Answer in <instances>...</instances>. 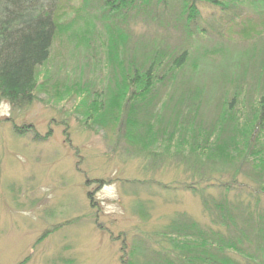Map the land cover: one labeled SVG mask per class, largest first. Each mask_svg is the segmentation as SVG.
<instances>
[{
  "label": "rangeland",
  "instance_id": "1",
  "mask_svg": "<svg viewBox=\"0 0 264 264\" xmlns=\"http://www.w3.org/2000/svg\"><path fill=\"white\" fill-rule=\"evenodd\" d=\"M154 2L153 9L139 2L122 21L116 15L113 21L106 18L102 0L55 1L60 27L49 61L38 70L36 100L22 110L0 100V264H126L138 243L149 255L174 258L176 252L162 235L173 222H194L207 234L220 230L231 237L235 223H229L230 232L213 204H227L233 213L237 205L243 213L263 212L264 180L254 182L244 157L234 173L232 168L217 171L218 164L201 158L172 156L162 147L154 149L157 154L140 153L124 140L118 125H97L89 116L92 95L105 89L112 73L107 56L115 32L126 36L122 49L127 57L155 46L187 47L186 78L211 84L210 96L220 88L212 79L225 69L232 80L225 85L228 98L240 87L241 101L260 92V69L253 64L264 48V13L240 5L238 13L224 14L213 28L203 23L204 34H193L192 26L188 34L173 10ZM44 5L47 10L52 6ZM213 12L202 7L210 19ZM88 85L90 93L81 91ZM213 114L207 111V118ZM27 126L38 138L24 132ZM233 174L242 188L205 190L212 210L186 188H202L219 176L231 181ZM225 253L241 264L247 261L232 249Z\"/></svg>",
  "mask_w": 264,
  "mask_h": 264
},
{
  "label": "trees",
  "instance_id": "2",
  "mask_svg": "<svg viewBox=\"0 0 264 264\" xmlns=\"http://www.w3.org/2000/svg\"><path fill=\"white\" fill-rule=\"evenodd\" d=\"M46 1L52 5L49 10L44 5ZM55 1L0 0V100L13 110H22L36 100L38 70L49 61L60 27L54 19ZM102 1L109 14L106 18L113 21L115 15L122 21L127 9H135L139 2L152 6L151 0ZM154 3L162 5L163 10H173L172 14L188 34L193 30V34H204L207 26L213 28L214 22L224 19V14L238 13L240 5L264 13V0H156ZM202 7L215 9L211 19L204 16ZM158 15L156 12L151 18H158ZM126 43L125 34L115 32L107 56L109 67H112L111 76L105 89L92 95L94 102L88 110L94 123L118 125L123 130L124 140L140 153L157 154L154 149L162 147L172 156L189 155L218 164L217 171L232 168L237 173L238 160L244 157L253 172L254 182L263 183L264 48L261 58L253 64V68L260 69L256 79L260 92L255 97L252 96L255 93H248L241 101L238 99L241 87L232 98L227 97L225 85L232 81L227 69L212 79L211 83L220 87L216 96L208 94L211 84L186 78L190 62L187 47L170 50L155 46L133 58L127 57L122 49ZM82 87L81 91L90 93L89 85ZM222 92L224 96L220 98ZM207 111L216 114L207 118ZM26 128L24 132L31 131L38 138L32 126ZM16 129L23 132L21 128ZM233 175L231 181H221L219 176L207 179L213 181L202 188L193 185L186 188L199 194L204 206L212 210L204 196L205 190L219 187L228 193L242 188L244 183ZM213 206L219 210V219L223 225H228L230 232L229 223H235V237H226L220 230L207 234L194 222L175 221L162 235L176 257L161 253L149 255L138 243L132 247L126 264H241L225 255L230 249L241 253L247 259L245 264H264V210L243 213L237 205L235 213L238 214H235L227 204ZM237 220L241 225H236ZM245 242L249 243L247 247ZM137 257H144V260L141 262Z\"/></svg>",
  "mask_w": 264,
  "mask_h": 264
}]
</instances>
